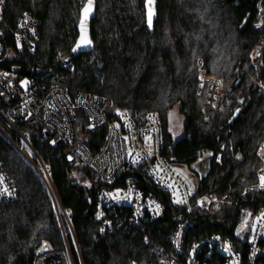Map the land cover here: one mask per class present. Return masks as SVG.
I'll return each instance as SVG.
<instances>
[{
    "label": "trees",
    "instance_id": "1",
    "mask_svg": "<svg viewBox=\"0 0 264 264\" xmlns=\"http://www.w3.org/2000/svg\"><path fill=\"white\" fill-rule=\"evenodd\" d=\"M84 3L2 0L7 26L12 27L25 10L39 20V26L36 39L19 47L3 28L0 68L61 85L71 97L87 92L108 98L112 110H121L140 123L148 112L156 111L161 120L163 154L196 174L194 197L213 193L219 197L227 194L229 199L213 215L193 208L185 252L213 234L235 238L242 211H264V191L244 193L257 183L256 172L262 164L257 150L264 140V99L252 81L264 79V55L257 72L248 68L249 52L264 31L257 27L255 0H157L152 33L145 24L144 0H96L91 23L93 48L73 56ZM65 58H71L73 72L58 66ZM199 58L209 74L229 86L224 113L210 108L202 111L203 97L196 95ZM49 70L52 74L44 77ZM239 98L241 102H237ZM174 106L185 118L183 137L177 141L168 125V112ZM236 110L237 117L230 121ZM82 123L78 116L74 125L77 139V134L85 131ZM14 125L27 134L33 150L50 167L60 205L70 212L83 264H161L157 246L145 244L140 233L114 228L99 234L93 217L98 186L92 175L85 170L89 186L77 182L73 175L77 165L65 160L62 147L52 146L43 137L39 125ZM102 140L100 132L86 134L82 141L95 151ZM19 149L35 162L17 134L0 118V164L16 191L14 200H0V264H34L43 245L63 248L52 201ZM211 156L210 171L199 180ZM143 182L156 193L149 181L144 178ZM180 214L175 208L167 209L145 233L168 249ZM67 241L78 264L70 236Z\"/></svg>",
    "mask_w": 264,
    "mask_h": 264
},
{
    "label": "built area",
    "instance_id": "2",
    "mask_svg": "<svg viewBox=\"0 0 264 264\" xmlns=\"http://www.w3.org/2000/svg\"><path fill=\"white\" fill-rule=\"evenodd\" d=\"M254 8L257 27L264 28V0H255ZM38 26L39 20L27 10L21 12L12 27L7 26L0 7V52L3 28L15 44L20 46L36 39ZM263 55L264 31L259 34L249 52L248 68L257 72L261 68ZM58 66L68 72L74 71L71 58L60 60ZM196 66V95L203 97L202 111L210 108L224 113L229 86H224L222 79L209 74L202 59L196 61ZM52 72L53 70H49L44 77ZM22 81L26 83L22 85ZM252 81L264 99V79ZM241 100L239 98L237 102ZM0 101V118L17 134L22 146L35 160L32 161L19 149L52 201L63 238L62 249L42 247L34 264H75L67 236L72 239L78 264L83 262L71 226L70 212L60 205L50 167L41 161L31 147L27 134L19 132L15 122L39 125L43 137L52 146L63 148V156L67 162L76 164L92 175L98 186L93 217L98 224L99 234L104 235L114 228L140 233L145 244L154 243L157 246L161 253V264H264V218L257 219L264 211L258 214L245 211L248 215L242 226L243 230H240L243 233L241 236L237 234V226L235 238L213 234L194 243L190 251L185 252V236L190 227L193 208L213 215L222 210L229 199L227 194L219 197L213 193L194 197L195 190L186 174L181 171L185 165L176 163L163 154L164 139L157 112H148L140 123L121 110H112V102L108 98L87 92H79L71 97L61 85L2 68ZM78 116L82 117L85 131L78 133L77 139L74 125ZM100 132H103V140L97 150L93 151L82 140L86 134ZM257 156L262 162L256 172L257 183L247 187L244 193L264 191L259 181V173L264 168V140L258 146ZM220 158L221 154H218L216 161L219 162ZM0 177L3 178L0 183V200H14L15 188L1 164ZM144 178L156 189V193L143 182ZM170 208L177 209L181 214L173 228L169 248L166 249L158 240L147 235L145 230L149 224L161 219ZM98 214L102 215L97 218Z\"/></svg>",
    "mask_w": 264,
    "mask_h": 264
},
{
    "label": "water",
    "instance_id": "3",
    "mask_svg": "<svg viewBox=\"0 0 264 264\" xmlns=\"http://www.w3.org/2000/svg\"><path fill=\"white\" fill-rule=\"evenodd\" d=\"M86 4H87V0H85V3L83 4V6L80 10L79 21H78V24L76 27L77 37H76L75 43L72 47V55L73 56L88 53L93 48V40H92V36H91V23H92V21L95 17V14H96V0H92L91 11L87 15L84 16V27H83V33H82L80 21H81V17L83 14L82 10ZM156 5H157V0H151L150 5L146 2V0H144L145 24H146L147 30L150 33L153 32L154 23H155L156 18H157ZM150 11L152 13L151 24H149V12ZM82 34H83V39H81ZM78 44H79V46H78ZM74 48L76 49L75 51H73ZM238 112H239V110L238 111L236 110V112L234 113V115L232 116L230 121H232L233 119H235L237 117ZM211 161H212V156H211V159H210V162L208 164V168H207L206 172L199 176V180H202L203 178H205L207 173L210 171ZM43 247H44V249H47V246L43 245Z\"/></svg>",
    "mask_w": 264,
    "mask_h": 264
},
{
    "label": "rangeland",
    "instance_id": "4",
    "mask_svg": "<svg viewBox=\"0 0 264 264\" xmlns=\"http://www.w3.org/2000/svg\"><path fill=\"white\" fill-rule=\"evenodd\" d=\"M199 59H201V58H199ZM217 78H219V77H217ZM184 123H185V118L178 112V106H174L171 110H169V112H168L169 131H170V133H171V135L175 141H177L183 137V125H184ZM181 171L186 174L192 188L195 190L196 183H197L196 174H191L190 172H192V171H190V169L186 165L181 168ZM73 175H74V179L77 182H79L83 185H86V186L90 185L88 176L86 175V171L84 169L76 166L74 171H73ZM247 215L248 214L245 213V210L242 211V217H241V220L239 222L238 230H237L238 236H241V234H243L242 231H240V230H243V228H244L242 226L245 223Z\"/></svg>",
    "mask_w": 264,
    "mask_h": 264
},
{
    "label": "snow or ice",
    "instance_id": "5",
    "mask_svg": "<svg viewBox=\"0 0 264 264\" xmlns=\"http://www.w3.org/2000/svg\"><path fill=\"white\" fill-rule=\"evenodd\" d=\"M0 2H2V0H0ZM146 2L149 5L151 4V0H146ZM91 4H92V0H87V4L85 5V7L82 10V13L83 14H82L81 21H80V26H81V29H82V33H83V27H84V16L87 15L91 11ZM151 16H152V13L150 11L149 12V24H151ZM81 39H83V34L81 36ZM78 46H79V44H78ZM75 50L76 49L74 48L73 51H75ZM21 83L23 85L26 82L22 81ZM125 139H127V138H125ZM53 143H55V141H53ZM149 154H151V151H149ZM2 181H3V178L0 177V183H2ZM259 181H260V187L264 188V175H261L259 177ZM109 195H111V194H109ZM178 202H181L182 203L183 201H178ZM100 215H102V214H98V217L97 218H99ZM261 218H264V212H262L261 215L259 217H257L258 220L261 219ZM253 227H255V225H253ZM101 231H103V229H101ZM225 250H227V249H225Z\"/></svg>",
    "mask_w": 264,
    "mask_h": 264
},
{
    "label": "bare ground",
    "instance_id": "6",
    "mask_svg": "<svg viewBox=\"0 0 264 264\" xmlns=\"http://www.w3.org/2000/svg\"><path fill=\"white\" fill-rule=\"evenodd\" d=\"M259 175H264V168L260 171Z\"/></svg>",
    "mask_w": 264,
    "mask_h": 264
}]
</instances>
